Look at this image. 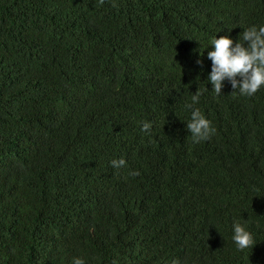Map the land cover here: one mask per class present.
I'll list each match as a JSON object with an SVG mask.
<instances>
[{
  "label": "trees",
  "instance_id": "obj_1",
  "mask_svg": "<svg viewBox=\"0 0 264 264\" xmlns=\"http://www.w3.org/2000/svg\"><path fill=\"white\" fill-rule=\"evenodd\" d=\"M261 23L264 0H0V264H264V86L207 80L210 37Z\"/></svg>",
  "mask_w": 264,
  "mask_h": 264
},
{
  "label": "clouds",
  "instance_id": "obj_2",
  "mask_svg": "<svg viewBox=\"0 0 264 264\" xmlns=\"http://www.w3.org/2000/svg\"><path fill=\"white\" fill-rule=\"evenodd\" d=\"M209 45L207 58L211 60V70L207 80L217 96L222 94L226 80L230 83L232 92L242 96L251 97L264 86V23L244 27L242 37L235 42L229 35L215 34L210 37ZM197 63L202 64L203 61L198 60ZM200 95L198 90L192 92L191 101L184 105L186 110H190L185 126L193 144L209 140L216 132L212 121L199 107H196ZM152 127V121L146 120L142 123V131L145 134H150ZM110 164L113 168L119 169L127 166V160L119 157L112 159ZM129 175L138 176L140 172L138 169H132ZM231 238L240 250L255 245L253 233L240 220L233 221ZM72 264H86V260L82 256H75L72 258ZM169 264H181V261L179 258H173Z\"/></svg>",
  "mask_w": 264,
  "mask_h": 264
},
{
  "label": "bare ground",
  "instance_id": "obj_3",
  "mask_svg": "<svg viewBox=\"0 0 264 264\" xmlns=\"http://www.w3.org/2000/svg\"><path fill=\"white\" fill-rule=\"evenodd\" d=\"M225 176V175H224Z\"/></svg>",
  "mask_w": 264,
  "mask_h": 264
}]
</instances>
